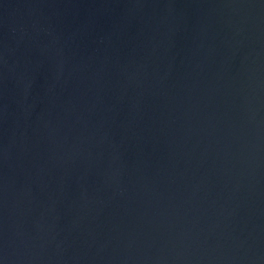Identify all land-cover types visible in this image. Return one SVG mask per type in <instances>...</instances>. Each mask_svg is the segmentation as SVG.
Returning a JSON list of instances; mask_svg holds the SVG:
<instances>
[{
	"label": "water",
	"instance_id": "95a60500",
	"mask_svg": "<svg viewBox=\"0 0 264 264\" xmlns=\"http://www.w3.org/2000/svg\"><path fill=\"white\" fill-rule=\"evenodd\" d=\"M0 264H264V0H0Z\"/></svg>",
	"mask_w": 264,
	"mask_h": 264
}]
</instances>
